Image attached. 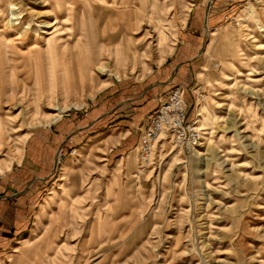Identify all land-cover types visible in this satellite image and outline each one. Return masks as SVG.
<instances>
[{"label":"rangeland","instance_id":"1","mask_svg":"<svg viewBox=\"0 0 264 264\" xmlns=\"http://www.w3.org/2000/svg\"><path fill=\"white\" fill-rule=\"evenodd\" d=\"M189 42L202 145L166 141L142 169L149 117L98 134L91 113L156 106ZM64 125L77 155L0 264H264V0H0V176Z\"/></svg>","mask_w":264,"mask_h":264},{"label":"crops","instance_id":"2","mask_svg":"<svg viewBox=\"0 0 264 264\" xmlns=\"http://www.w3.org/2000/svg\"><path fill=\"white\" fill-rule=\"evenodd\" d=\"M211 16L212 19H215L220 16V13L213 12ZM193 47L194 45L189 42L179 48L176 58L172 59L164 70L155 76L157 81L163 85L160 88L161 95L178 85L191 88L194 82V73L199 68V64L195 60L196 55L192 57ZM142 99L143 96L138 99L129 98L125 101L114 100L113 110H110L111 106H108L107 97L100 100L96 111L91 113L92 118L96 117L95 121H98V134H101L100 131H104L106 126L129 127L132 130L145 123L162 100L160 99L159 103L152 107V102L150 104L147 100L143 99L142 101ZM199 114L201 117V109ZM107 120L111 121L107 123ZM197 121L200 123L202 120L198 118ZM53 133L55 134L53 136L40 137L36 141L39 147H35L15 167L0 176V256L9 247L12 240L25 229L27 215L51 186L56 174L57 154L62 153L64 161H66L71 150L77 149L75 144L78 140L76 138L68 139L72 131H68L66 125L56 128ZM67 168L66 165L64 173Z\"/></svg>","mask_w":264,"mask_h":264},{"label":"built area","instance_id":"3","mask_svg":"<svg viewBox=\"0 0 264 264\" xmlns=\"http://www.w3.org/2000/svg\"><path fill=\"white\" fill-rule=\"evenodd\" d=\"M201 127L196 121L189 120V105L183 86L172 88L151 113L146 126L142 127L138 143V161L145 169L153 161L161 142H171L184 152L192 154L202 144ZM70 156L77 155V149L71 150ZM64 157L58 158L61 164Z\"/></svg>","mask_w":264,"mask_h":264},{"label":"bare ground","instance_id":"4","mask_svg":"<svg viewBox=\"0 0 264 264\" xmlns=\"http://www.w3.org/2000/svg\"><path fill=\"white\" fill-rule=\"evenodd\" d=\"M117 4H118V2H117ZM15 20H16V19H15ZM52 26H54V25H51V27H52ZM103 70H105V69H104V67H103ZM56 116H57V115H56ZM197 116L199 117V116H200V114H198ZM196 122L198 123V121H196ZM200 130H201V132H203L202 128H201ZM202 135H203V133H202ZM201 139H203V136L201 137ZM165 142H166V141H164V142H161V143L159 144V146H158V147H159V148H160V147H161V148H162V147H164V144H165ZM201 145H202V144H201ZM195 152H196L197 154L199 153V151H198V150H195ZM199 155H200V154H199Z\"/></svg>","mask_w":264,"mask_h":264}]
</instances>
